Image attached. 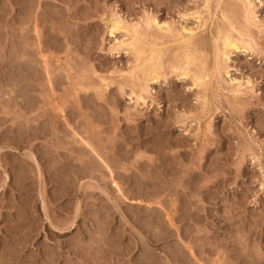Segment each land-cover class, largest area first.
I'll use <instances>...</instances> for the list:
<instances>
[{
  "label": "rangeland",
  "instance_id": "rangeland-1",
  "mask_svg": "<svg viewBox=\"0 0 264 264\" xmlns=\"http://www.w3.org/2000/svg\"><path fill=\"white\" fill-rule=\"evenodd\" d=\"M247 2L253 40L217 75L215 30L246 31ZM111 12L175 28L151 29L158 79ZM182 28L203 85L172 67ZM0 264H264V0H0Z\"/></svg>",
  "mask_w": 264,
  "mask_h": 264
},
{
  "label": "bare ground",
  "instance_id": "bare-ground-1",
  "mask_svg": "<svg viewBox=\"0 0 264 264\" xmlns=\"http://www.w3.org/2000/svg\"><path fill=\"white\" fill-rule=\"evenodd\" d=\"M215 1V0H214ZM217 1V0H216ZM223 1V0H222ZM237 1V0H236ZM220 2H221V0H220ZM229 2V1H228ZM233 2V1H232ZM206 3V2H205ZM208 4H209V1H208ZM236 4V3H235ZM234 4V5H235ZM210 5V4H209ZM208 5V6H209ZM234 5H231L230 6V4H229V6H230V8H231V10L230 9H228L229 11H234V10H236L235 9V6ZM217 6H219V3H218V5ZM227 6V5H226ZM217 8V7H216ZM221 8H224V6H222ZM227 8V7H226ZM219 9V8H218ZM225 9V8H224ZM242 9V8H241ZM209 11H210V8L208 9ZM214 10L215 11H217L215 8H214ZM220 10V9H219ZM243 16L242 17H244V21H245V24H244V26H245V28H246V31H244L243 29H242V27H238L237 29H235L238 25L236 24V22H235V20H236V18L238 17H234V20H232V18H233V16L231 17L230 16V18H225V16L227 15V14H224L225 16H223L225 19H223V21L224 20H226L225 22H227L226 23V26L224 27V25H223V28H220V29H216L215 31H217V34H216V38H215V36H214V38H215V42L216 43H214V44H216V46H214V48L216 47V49L215 50H213V51H215L214 53H213V55H214V60H213V62H214V65H215V67H214V70H216V72H217V75H218V73H220L221 72V70H222V67H221V69H220V65H222L221 63L223 62H225V61H227L228 59H229V55H230V53H232V51L233 50H237V49H240V48H246L247 46L249 47L250 45H249V40H246V38L245 37H247V39H250V40H253V38H252V34H251V32H250V29L248 30V28L250 27H254V28H256L257 27V23H255L254 22V20H255V17H256V15H255V11L253 10V8H252V6H251V3L250 2H247L246 4H244V6H243ZM203 11H204V9H203ZM227 11V10H226ZM222 11H220V12H218V14H220ZM228 12V11H227ZM110 13V12H109ZM113 13H114V11H113ZM230 13V12H229ZM234 13V12H233ZM232 13V14H233ZM235 14H236V11H235ZM241 14V13H240ZM108 15H110V14H108ZM222 15V14H221ZM220 15V16H221ZM144 16V15H143ZM146 16V15H145ZM219 16V17H220ZM236 16V15H235ZM107 17V16H106ZM222 16L220 17V18H223ZM227 17V16H226ZM212 18H215V17H212ZM105 19H107V18H105ZM104 19V20H105ZM216 19H219L218 17L216 18ZM107 21V20H106ZM136 23H134L133 22V24H127V22L125 21V19H122L121 18V16L120 15H118L117 13L116 14H112V12H111V16H110V19H109V21H108V24H109V31H110V33L111 34H113V33H115V32H117V31H119V32H123L125 35H127L128 36V39L127 40H118L117 41V47H119V48H122V47H125V48H127V49H130V50H132V51H134L135 52V54L137 55V60L139 61V66H146V64L148 65V70H150L151 71V74H153V76L151 77V79L153 80H155V79H158V72L156 71V70H158V67L160 66V59H161V57L163 56V54H162V49H160L157 45H156V42H157V44H160V43H158V41H157V39L160 37L159 35H157V36H159L158 38L157 37H154L153 35H152V33H150V32H152V28H153V26H154V29L157 31V32H160V33H162L163 34V37H170V36H172V37H174V38H176L175 36H176V32L174 31V29L175 28H172L169 24H167V23H163L162 25H159V23L156 21V19L154 18V17H150L149 15H148V17H146L145 18V20L143 21V24H141L142 22H137V21H135ZM234 22H235V24H236V26H235V24H234ZM107 23V22H106ZM129 23V22H128ZM223 23V22H222ZM141 24V25H140ZM224 24V23H223ZM257 24V25H256ZM260 24V23H259ZM107 24H105V26H106ZM143 25V26H142ZM173 25V24H172ZM256 26V27H255ZM201 27V26H200ZM199 27V28H200ZM242 29V30H240V29ZM153 29V30H154ZM180 29V28H179ZM188 29V28H187ZM187 29H185V28H182V32H184V34H182L181 35V37L178 39V43H179V45H180V49H181V53L179 54V58H180V63H181V66H172V67H175L174 69L175 70H179V73H180V75L181 76H184V77H187V76H189V75H191V79L193 80V84L195 85V86H200V85H203V83H204V81H205V78L206 77H209L208 76V74H207V69L205 68V64H207V62L204 60V57L202 56L203 55V46L201 45V42H199L198 41V39L197 40H195V37H194V35H196L195 33H194V35H193V32H192V30L190 29V30H187ZM257 29H259V27L257 28ZM151 30V31H150ZM178 30V29H177ZM194 31V30H193ZM232 31H234L233 33H232ZM122 33V34H123ZM156 33V32H155ZM235 33V34H234ZM156 34H158V33H156ZM175 34V35H174ZM201 34V33H200ZM203 35V34H202ZM214 35H215V33H214ZM156 36V35H155ZM149 37V38H148ZM162 37V38H163ZM144 38V39H143ZM148 38V40H150L149 42V46L146 44L147 43V41L145 40V39H147ZM151 38H153V40H151ZM168 38H167V40H168ZM255 39V38H254ZM154 40H156V42H154ZM175 40V39H174ZM177 40V39H176ZM165 41V39H162L161 40V42H164ZM116 42V41H115ZM39 43V42H38ZM165 43V42H164ZM202 44H203V42H202ZM151 45V46H150ZM161 45V44H160ZM163 45V44H162ZM209 46V45H208ZM41 47V46H40ZM114 47V46H113ZM214 48H212V49H214ZM260 48V47H259ZM126 50V49H125ZM258 50V49H257ZM118 51V50H117ZM127 52L129 51V50H126ZM171 52V51H170ZM131 53V52H130ZM263 53V52H262ZM177 58H178V56H176ZM21 58H23V57H21ZM163 58V57H162ZM21 60V59H20ZM135 61V60H134ZM160 61V62H159ZM179 64V63H178ZM207 67V66H206ZM161 68V67H160ZM135 69V68H134ZM144 70H145V68L143 67V69L141 70L142 72H144ZM162 70V69H161ZM173 70V69H172ZM174 70V71H175ZM209 70V69H208ZM213 70V71H214ZM146 71H147V67H146ZM160 71V70H159ZM117 72V71H116ZM135 72H137L136 70H135ZM147 72H149V71H147ZM209 72V71H208ZM97 73V72H96ZM115 73V72H114ZM119 73V72H118ZM120 73H121V71H120ZM129 73H130V71H129ZM128 73V74H129ZM48 74V73H47ZM122 74H125L124 72L122 73ZM119 75L120 76V78H119V80H121L120 82H121V86H126L125 84L124 85H122V78H124L125 80H126V78L127 77H125V76H123V75ZM145 74V73H144ZM211 74H212V71H211V73L209 72V75L211 76ZM114 75V74H113ZM132 75V74H131ZM221 75V74H220ZM219 75V76H220ZM102 76H104L105 77V75H102ZM107 76V75H106ZM112 76V74H110V77ZM116 76H117V74H116ZM116 76H115V78H116ZM123 76V77H122ZM129 76V75H128ZM135 76H136V74H135ZM163 76V75H162ZM214 77H216L215 75H213ZM97 77V76H96ZM113 77V76H112ZM131 77V76H130ZM129 77V78H130ZM141 77H143L142 75H141ZM145 77V76H144ZM98 78H99V76H98ZM100 78L101 79H105V78H103V77H101V75H100ZM100 78H99V80H100ZM132 78H133V76H132ZM146 78V77H145ZM149 78V77H148ZM219 79H220V81H221V78L220 77H218ZM116 79H118V76H117V78ZM137 79V78H136ZM217 79V78H216ZM51 80V79H50ZM96 80H98V79H96ZM105 80H108V78L106 77V79ZM104 80V81H105ZM112 80H114V79H112ZM124 80V81H125ZM133 81H135L134 79H132ZM150 80V79H149ZM223 80V79H222ZM234 80V79H233ZM115 81H118V80H115ZM114 81V82H115ZM123 81V82H124ZM209 81V80H208ZM224 81V80H223ZM231 81H232V79H231ZM230 81V82H231ZM235 81V80H234ZM93 82V81H92ZM102 82H103V80H102ZM111 82V81H110ZM113 82V83H114ZM143 82H145V80L143 81ZM226 82V81H225ZM229 82V81H228ZM229 82V83H230ZM233 82V81H232ZM100 83H101V80H100ZM99 83V84H100ZM105 83H106V81H105ZM119 83V82H118ZM117 83V84H118ZM125 83V82H124ZM131 82L129 81V84H130ZM209 83V82H208ZM220 83V82H219ZM246 84H248L249 83V81H247V82H245ZM87 84V83H86ZM85 84V85H86ZM90 84H92V83H90ZM96 84H97V81H96ZM98 84V85H99ZM115 84H116V82H115ZM126 84H128L127 82H126ZM128 84V85H129ZM136 84V83H135ZM135 84H134V86H135ZM139 83H137V85H138ZM144 84V83H143ZM147 84V83H146ZM207 84V83H206ZM231 85H232V83H230ZM250 84V83H249ZM81 85V84H80ZM88 85V88L90 89V85L89 84H87ZM86 85V86H87ZM97 85V87L99 88V86ZM105 85V84H104ZM111 85H114V84H112L111 83ZM118 85H120V84H118ZM118 85H116V86H118ZM223 85H224V83H223ZM243 84H241V83H236L235 84V86H234V89H233V91H234V93L235 94H233V95H236V92H238V91H240V88L242 87L243 88V86H242ZM83 86V85H82ZM86 86H84V88L86 87ZM92 87L91 88H93L94 89V87H93V85H91ZM107 86H109V85H107ZM106 86V87H107ZM115 86V87H116ZM130 86V85H129ZM132 86V88H134L135 89V87L137 88H139L140 86H135V87H133V85H131ZM131 86H130V88H131ZM226 86V85H225ZM224 86V87H225ZM228 86V85H227ZM101 87V86H100ZM104 87V86H103ZM110 87V86H109ZM146 87V86H145ZM231 87V86H230ZM83 88V87H82ZM88 88H86L87 90H89ZM108 88V87H107ZM106 88V89H107ZM111 88V87H110ZM119 88V87H118ZM117 88V89H118ZM132 88H131V90H132ZM226 88V87H225ZM144 89V87L142 86V90ZM228 89V88H227ZM109 90V89H108ZM124 90V89H123ZM231 90V89H230ZM229 90V91H230ZM86 91V90H85ZM95 91V90H94ZM97 91V90H96ZM95 91V92H96ZM104 91H105V89H104ZM103 91V92H104ZM121 91V90H120ZM136 90H134V92H135ZM144 92H146L147 91V89H146V91L145 90H143ZM229 91H227V92H229ZM241 91H243V89H241ZM94 92V93H95ZM98 92V91H97ZM102 92V91H101ZM101 92H100V94H101ZM149 92V91H148ZM220 92V91H219ZM75 93H76V91H75ZM105 93V92H104ZM141 93V92H140ZM218 93V92H217ZM231 93V92H230ZM96 94V93H95ZM103 94V93H102ZM131 94H132V92H131ZM148 94V93H147ZM225 94V93H224ZM231 94V95H232ZM239 94V93H238ZM237 94V95H238ZM241 94V93H240ZM135 95H136V93H135ZM95 96H97V95H95ZM104 97V96H103ZM137 97V96H136ZM138 97H139V99H143V95H142V93L141 94H138ZM101 98V97H100ZM230 100V99H229ZM45 101V100H44ZM46 102V101H45ZM39 104V103H38ZM46 104V103H45ZM18 105V104H17ZM48 105H50V104H48ZM39 107V106H38ZM43 107V106H42ZM82 143V142H81ZM87 144H88V142H87ZM82 146H84V145H82ZM93 147V146H92ZM99 156V155H98ZM95 157V156H94ZM99 158L100 159H102L100 156H99ZM97 159V158H96ZM103 160V159H102ZM97 161V160H96ZM102 162V161H101ZM104 163H105V161H104ZM106 164V163H105ZM106 168H108V169H110V167H109V165H107L106 164ZM110 172H111V169H110ZM112 174V173H111ZM115 182V181H114ZM143 195V194H142ZM151 199V198H150ZM156 201V200H155ZM161 202V201H160ZM173 204V203H172ZM150 205V204H149ZM159 207V206H158ZM171 207V206H170ZM175 209V208H174ZM173 215V214H172Z\"/></svg>",
  "mask_w": 264,
  "mask_h": 264
}]
</instances>
